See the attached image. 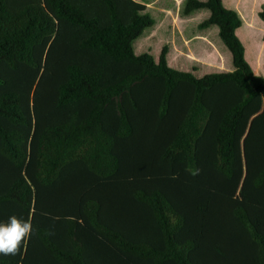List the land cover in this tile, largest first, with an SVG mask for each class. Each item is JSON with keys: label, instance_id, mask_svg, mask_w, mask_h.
I'll list each match as a JSON object with an SVG mask.
<instances>
[{"label": "trees", "instance_id": "16d2710c", "mask_svg": "<svg viewBox=\"0 0 264 264\" xmlns=\"http://www.w3.org/2000/svg\"><path fill=\"white\" fill-rule=\"evenodd\" d=\"M160 1L0 0V221L33 225L0 264H264V77L238 0H180L179 69L143 50Z\"/></svg>", "mask_w": 264, "mask_h": 264}, {"label": "rangeland", "instance_id": "374dc122", "mask_svg": "<svg viewBox=\"0 0 264 264\" xmlns=\"http://www.w3.org/2000/svg\"><path fill=\"white\" fill-rule=\"evenodd\" d=\"M138 1H144V0H138ZM145 1L147 2V0ZM223 2L225 5H227L228 3H230V0H223ZM166 3L167 0H162L157 4V6L154 2L153 4H149L148 8H152L150 9V14L155 18V25L151 28L146 29L140 37L143 40H146L143 50L147 51L150 49L149 53L152 54L154 57H158L161 44L164 42L168 43L169 52L166 58L168 65L179 69L183 67L184 56L182 55L185 53L181 48L182 45L181 37L183 36V33L190 35L192 31L197 32L196 21L198 19L182 17L179 20V24L177 25L176 31L177 33L180 32L182 36H179L178 37L179 42L175 43L174 39L171 37V32L173 33L174 30L170 29L169 25L172 24L173 20L175 24L178 23V16L180 14V8L182 6V3L180 0L174 1L173 3L170 4V8L167 12L162 11L161 9L160 10L157 9L158 11H160L159 15L161 17L163 16L162 14L165 13L171 15V16H166V18L162 20L157 15L155 7H161L167 9ZM237 3L240 6L237 8L242 17L241 18L242 26L239 29L240 31L239 33H237V35L245 46L246 60L250 65L252 62L253 63L255 62L254 60H258L261 65L260 66L261 71L258 73V75L264 77V21L260 20L258 16V12H260L264 7V0H238ZM197 14H195L194 17H196ZM198 16L200 18V15ZM164 21H165V25L162 26L161 24ZM173 27H175L174 24ZM150 35H154L153 38L149 39ZM134 50L136 53H141V50L140 48H138L137 43L136 45L134 44ZM220 55L221 52L219 51L218 56ZM203 71H205V69H203Z\"/></svg>", "mask_w": 264, "mask_h": 264}, {"label": "clouds", "instance_id": "9594fccd", "mask_svg": "<svg viewBox=\"0 0 264 264\" xmlns=\"http://www.w3.org/2000/svg\"><path fill=\"white\" fill-rule=\"evenodd\" d=\"M33 233L31 220L15 215L8 217L7 221H0V255L15 256Z\"/></svg>", "mask_w": 264, "mask_h": 264}, {"label": "crops", "instance_id": "0c3cea01", "mask_svg": "<svg viewBox=\"0 0 264 264\" xmlns=\"http://www.w3.org/2000/svg\"><path fill=\"white\" fill-rule=\"evenodd\" d=\"M237 7H240V6L237 4ZM239 9H240V8H239ZM237 10H238V8H237ZM239 31H240V30H238L237 33H239ZM254 61H255V62H254L255 64L252 62L251 65H252V67H253L255 73L258 74V73L261 71V69H260V66H261V65H260V62H259L258 60H254ZM257 61H258V62H257ZM254 66H255V67H254Z\"/></svg>", "mask_w": 264, "mask_h": 264}]
</instances>
